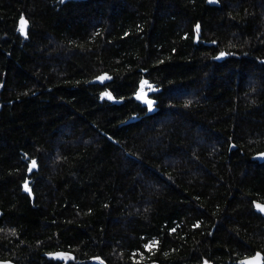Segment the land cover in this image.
Segmentation results:
<instances>
[{"label":"trees","instance_id":"1","mask_svg":"<svg viewBox=\"0 0 264 264\" xmlns=\"http://www.w3.org/2000/svg\"><path fill=\"white\" fill-rule=\"evenodd\" d=\"M262 151L264 0H0V260L264 255Z\"/></svg>","mask_w":264,"mask_h":264},{"label":"water","instance_id":"2","mask_svg":"<svg viewBox=\"0 0 264 264\" xmlns=\"http://www.w3.org/2000/svg\"><path fill=\"white\" fill-rule=\"evenodd\" d=\"M64 1L65 0H62V2H64ZM207 3L209 5H215L216 0H207ZM22 22L24 24V31L23 32H21V30H20ZM29 26H30L29 22L25 17H21L18 20V26H17L18 32L20 33V35L23 38H27ZM195 42H198V35L195 36ZM107 81H108V77L106 75H100V76H97V77L93 78L92 80L88 81L87 84L88 85H95V84L102 85V84H105ZM109 96H111V99L108 98ZM133 98L135 101L140 103L142 106L146 107L149 114H153L156 111V101L149 94L140 93L138 91L134 95ZM99 99L101 101L105 100V101H108V102H110L112 104H116V105L120 104V100L116 99L114 97V95L110 91H107V90H104V91L99 93ZM251 159H252V161H255L258 163H264V151L253 155ZM35 170H37L36 162H35V167H32V166L29 167L27 170V173L30 174V172H33ZM29 183H30V180L27 179L22 184V191L25 194H28L30 197H33L32 190L29 187ZM26 185H27V188L25 187ZM253 208L257 214H259L260 216H262L264 218V211H261V208H264V203L259 202V201H254L253 202ZM1 215H2V211L0 210V217H1ZM44 256L49 260L63 262L64 264H68V261H69V253L65 252V251H54V252L46 253V254H44ZM0 264H16V263H14L11 260H0ZM206 264H211V263H206ZM238 264H264V255L261 252H256L249 257H245L243 259H240L238 261Z\"/></svg>","mask_w":264,"mask_h":264},{"label":"rangeland","instance_id":"3","mask_svg":"<svg viewBox=\"0 0 264 264\" xmlns=\"http://www.w3.org/2000/svg\"><path fill=\"white\" fill-rule=\"evenodd\" d=\"M152 91H153V88H151L150 86H146L145 84H143L141 88L139 89L140 93H145V94H150Z\"/></svg>","mask_w":264,"mask_h":264},{"label":"flooded vegetation","instance_id":"4","mask_svg":"<svg viewBox=\"0 0 264 264\" xmlns=\"http://www.w3.org/2000/svg\"><path fill=\"white\" fill-rule=\"evenodd\" d=\"M26 158H27L26 167H27V170H28L29 167H31V166L33 167V163L32 162L33 161L36 162V160L34 158L29 157V156H26ZM30 174H31V172H30ZM30 174L27 173V176L30 175Z\"/></svg>","mask_w":264,"mask_h":264},{"label":"snow or ice","instance_id":"5","mask_svg":"<svg viewBox=\"0 0 264 264\" xmlns=\"http://www.w3.org/2000/svg\"><path fill=\"white\" fill-rule=\"evenodd\" d=\"M21 32H23L24 31V24H23V22H22V24H21ZM109 99H111V96H109L108 97ZM33 167H35V162H33ZM26 188H27V185L25 186ZM259 207V206H258ZM261 211H264V208H261Z\"/></svg>","mask_w":264,"mask_h":264}]
</instances>
